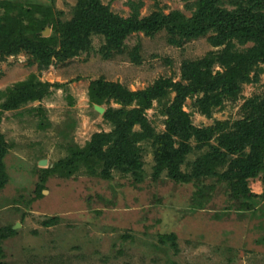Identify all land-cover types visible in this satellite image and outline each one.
<instances>
[{"label":"rangeland","instance_id":"rangeland-1","mask_svg":"<svg viewBox=\"0 0 264 264\" xmlns=\"http://www.w3.org/2000/svg\"><path fill=\"white\" fill-rule=\"evenodd\" d=\"M16 1L50 6L62 20L71 19L77 3ZM197 1L101 0L123 17L132 14L133 3L141 4V17L157 10H180L192 16ZM47 33L49 36L52 29ZM90 42L88 49L63 61L54 58L47 66L24 50L0 56V90L31 76L57 84L44 99L6 111L2 117L1 131L10 147L5 158L8 181L0 188V231L7 233L6 228L11 227L15 232L0 238V264H264L262 173L248 179L249 189L259 196L251 200V206L240 209L228 182L217 176L202 181L206 185L198 195L194 194L199 190L196 182L177 183L167 171L156 176L151 142L141 143L139 181L133 174L117 171L107 180L90 173L86 165L69 176L45 172L69 156L72 148L86 146L94 133L113 129L90 102L88 90L93 80L103 78L141 90L159 77L179 80L184 60L217 49L207 36L176 46L168 42L166 31L154 36L139 31L127 37L123 52L107 59L100 53L107 42L105 36L92 35ZM137 45L140 63L132 61L129 54ZM255 71H259V80L244 82L240 98L227 101L211 117L198 112L196 98L188 97L184 108L194 124L205 127L216 120L241 118L245 98L264 91V64L250 75ZM169 95L172 100L175 93ZM111 105L120 107L113 100ZM101 106L106 110L108 105ZM146 113L156 131H165L166 115L158 101ZM202 151L194 149L186 161H194ZM41 159H47V164L39 165ZM226 169L227 165L218 171ZM182 170L190 171L187 163ZM170 232L177 235L178 251L169 242L160 241L161 234Z\"/></svg>","mask_w":264,"mask_h":264},{"label":"trees","instance_id":"trees-1","mask_svg":"<svg viewBox=\"0 0 264 264\" xmlns=\"http://www.w3.org/2000/svg\"><path fill=\"white\" fill-rule=\"evenodd\" d=\"M140 6L133 3L132 14L123 17L101 0H77L71 19L62 20L50 6L41 3L0 0L1 57L24 50L47 66L54 58L63 61L88 49L90 37L101 34L107 42L100 53L109 59L123 52L127 37L139 31L147 36L166 31L168 42L176 46L207 36L217 47L201 58L184 60L179 80L159 77L141 90L103 78L93 80L88 90L90 102L108 105L103 117L113 129L94 133L86 146L72 148L69 156L45 172H65L69 176L86 165L90 173H99L107 180L117 171L133 174L139 181L143 170L141 143L151 142L155 147L156 176L167 171L177 183L196 182L199 190L195 195L203 192L201 187L206 184L202 181L217 176L228 182L231 196L240 201V209H246L259 196L249 189L248 179L261 173L264 179V91L245 98L241 118L233 122L216 120L205 127L194 124L184 103L188 97H195L198 112L211 117L227 101L240 98L244 82L259 80V71L250 74L260 63L264 64V0H198L192 16L180 10H157L141 17ZM47 26L52 29L49 36L43 35ZM250 42L253 44L249 47H238ZM139 50L137 45L129 53L136 63L141 62ZM54 86L57 84L31 76L0 90V188L8 181L5 158L10 147L1 131L4 113L44 99ZM171 92L175 93L172 100ZM111 100L120 107L111 105ZM155 100L166 115L163 132L156 131L147 117L146 111ZM137 125L140 129L135 130ZM194 149L203 151L188 163L187 156ZM186 163L189 172L182 170ZM226 165V170L218 171ZM6 229L7 233L15 232L11 227ZM7 233L0 231V238ZM160 238L178 251L175 233H164Z\"/></svg>","mask_w":264,"mask_h":264},{"label":"water","instance_id":"water-1","mask_svg":"<svg viewBox=\"0 0 264 264\" xmlns=\"http://www.w3.org/2000/svg\"><path fill=\"white\" fill-rule=\"evenodd\" d=\"M48 30H50V27H49V26L46 27V31H45V30L43 31V35L48 36V33H47ZM94 107H95V109H96L97 111H99L100 113L104 114V112H105V108H104L103 106H101V105H99V104H95ZM46 164H47V159H41V160L39 161V165H41V166H44V165H46Z\"/></svg>","mask_w":264,"mask_h":264}]
</instances>
